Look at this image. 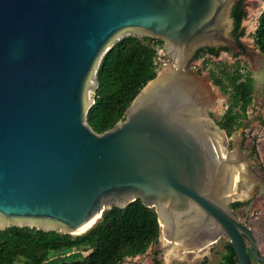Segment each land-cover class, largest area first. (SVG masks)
Here are the masks:
<instances>
[{
    "label": "water",
    "instance_id": "water-1",
    "mask_svg": "<svg viewBox=\"0 0 264 264\" xmlns=\"http://www.w3.org/2000/svg\"><path fill=\"white\" fill-rule=\"evenodd\" d=\"M239 0H0V227L78 236L104 210L153 208L161 248L187 259L227 240L237 264H264L234 217L257 187L240 145L207 115L187 72L202 46L231 54ZM126 36L163 43L171 72L149 82L125 120L85 122L100 59ZM7 228V227H6Z\"/></svg>",
    "mask_w": 264,
    "mask_h": 264
},
{
    "label": "trees",
    "instance_id": "trees-1",
    "mask_svg": "<svg viewBox=\"0 0 264 264\" xmlns=\"http://www.w3.org/2000/svg\"><path fill=\"white\" fill-rule=\"evenodd\" d=\"M244 2L239 0L231 11L232 35L237 42L245 34L241 28L246 18ZM251 39L254 47L264 55V10L256 20ZM162 47L159 40L126 36L103 55L95 73L98 88L85 114V122L92 132L101 135L125 120L134 99L156 78L155 48ZM240 48L244 51L241 45ZM222 51L227 50L201 48L192 61L204 55L215 59ZM210 78L212 84L229 97L226 110L216 124L230 139L247 118L253 100V80L243 75L239 67L230 69L221 63L212 64ZM231 148L229 141L228 150ZM252 150L255 154V147ZM247 203L234 202L230 208L235 211ZM158 239L155 210L136 200L122 209L112 206L104 210L96 224L78 236L29 227L4 228L0 230V264H47L51 254L66 255L72 251L86 255L55 264H137L132 260L145 254ZM203 264H207V260ZM220 264H237L228 242L223 247Z\"/></svg>",
    "mask_w": 264,
    "mask_h": 264
},
{
    "label": "rangeland",
    "instance_id": "rangeland-1",
    "mask_svg": "<svg viewBox=\"0 0 264 264\" xmlns=\"http://www.w3.org/2000/svg\"><path fill=\"white\" fill-rule=\"evenodd\" d=\"M243 7L246 18L243 20L241 28L245 34L238 42L236 41L237 52L235 54L220 52L215 59L204 55L193 61L192 56L186 69L208 95L207 115L214 121H218L226 110L229 97L212 84L210 78L212 64L221 63L230 69L239 67L243 75L249 76L253 80V100L248 108L247 118L226 142L231 141L232 143V148L227 149L228 153L235 152L240 145V155H247L250 160V171L256 178L257 187L246 201L241 202L248 203L232 212L239 223L252 232L258 250L264 256V55L254 47L251 39L256 27V20L264 10V0H245ZM240 45L244 51L241 50ZM157 54V75L171 72L173 65L166 58L164 50H159ZM253 147L256 149L255 154L252 152ZM6 227H0V230ZM226 243L227 240L221 237L203 254L181 259L168 255L161 248L158 239V242L151 245L145 254L137 256L132 262L137 264H203V261L207 260V264H220L223 247ZM246 247L249 248L247 243ZM85 255L80 251H72L66 255L51 254L47 264L75 260L77 257L81 258ZM251 263L258 264L254 261Z\"/></svg>",
    "mask_w": 264,
    "mask_h": 264
},
{
    "label": "flooded vegetation",
    "instance_id": "flooded-vegetation-1",
    "mask_svg": "<svg viewBox=\"0 0 264 264\" xmlns=\"http://www.w3.org/2000/svg\"><path fill=\"white\" fill-rule=\"evenodd\" d=\"M232 11V10H231ZM232 32H233V25H232V28H231V31H230V36H231V38L232 39H234L235 40V38L233 37V35H232ZM201 48H210L209 46H202V47H199L198 49H196V51L197 50H199V49H201ZM219 48H222V47H220V46H216V47H214V49H219ZM161 49H163L164 50V47H162ZM224 49V48H223ZM195 51V52H196ZM222 52H224V53H230L229 51H222ZM252 233V232H251ZM247 248V247H246ZM247 250H248V253H249V257H250V260H251V262H252V257H251V249H250V247L249 248H247Z\"/></svg>",
    "mask_w": 264,
    "mask_h": 264
},
{
    "label": "built area",
    "instance_id": "built-area-1",
    "mask_svg": "<svg viewBox=\"0 0 264 264\" xmlns=\"http://www.w3.org/2000/svg\"><path fill=\"white\" fill-rule=\"evenodd\" d=\"M156 49V51L158 52L159 50H162L161 48H155ZM157 56H158V54H157ZM158 59V58H157ZM155 64H156V61H155Z\"/></svg>",
    "mask_w": 264,
    "mask_h": 264
},
{
    "label": "bare ground",
    "instance_id": "bare-ground-1",
    "mask_svg": "<svg viewBox=\"0 0 264 264\" xmlns=\"http://www.w3.org/2000/svg\"><path fill=\"white\" fill-rule=\"evenodd\" d=\"M172 69H173V67H172ZM172 71V70H171ZM161 75V74H160ZM160 75H158V76H160Z\"/></svg>",
    "mask_w": 264,
    "mask_h": 264
}]
</instances>
